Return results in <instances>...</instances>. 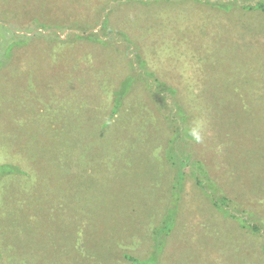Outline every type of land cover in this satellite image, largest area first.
I'll return each mask as SVG.
<instances>
[{
    "label": "rangeland",
    "instance_id": "1",
    "mask_svg": "<svg viewBox=\"0 0 264 264\" xmlns=\"http://www.w3.org/2000/svg\"><path fill=\"white\" fill-rule=\"evenodd\" d=\"M135 47L174 95L150 91ZM128 76L136 81L112 113ZM176 100L199 138L185 151L205 163L236 219L189 179L172 190L163 150ZM5 162L23 171L0 177L5 264H130L125 254L264 264V16L197 0H0ZM175 197V226L157 253L152 232Z\"/></svg>",
    "mask_w": 264,
    "mask_h": 264
},
{
    "label": "trees",
    "instance_id": "2",
    "mask_svg": "<svg viewBox=\"0 0 264 264\" xmlns=\"http://www.w3.org/2000/svg\"><path fill=\"white\" fill-rule=\"evenodd\" d=\"M199 2H204L206 4H209L210 6L224 11L229 12L233 9H242L244 11H259L264 16V0H259L253 4L250 3H240L236 0H197ZM107 22L103 20L101 28H106ZM105 36V32H103ZM76 38H82L94 42H98L99 44L104 45L106 43V40L103 39V35H99L97 33H87V34H73ZM19 42V40H15L13 43L10 44V46L7 47L6 50L12 49L13 44H16ZM134 59L136 58L137 64L139 65V69L145 73V76L152 78L153 73L148 71L144 66V61L141 59L140 54L137 51V47L134 49ZM3 56V55H2ZM133 63H131L132 65ZM142 71L140 73L142 74ZM135 77L129 78V76L120 82L119 87L116 91L113 93V99H112V113L118 110L119 107L122 106L124 96L126 95L127 91L129 90V85H126V81H130L131 84H134L136 80H134ZM149 78V79H150ZM152 83L154 84L151 86L150 84H147V87L152 92L154 91L162 92V93H170L175 94V89L171 86L166 85L165 83L157 80L155 77L152 78ZM176 98V96H174ZM163 99V98H162ZM178 99V98H176ZM160 101H163L160 99ZM165 101V100H164ZM163 105L159 106V109L161 110L164 106L168 105L166 102H162ZM166 104V105H165ZM173 104H175V110L173 108L170 109L169 115H165V119L168 121L169 127H171V130L169 131V138L167 139L166 146L163 150V156L165 161L168 163L170 169H173L175 172L173 181H172V190H174L176 193H178V187L182 184H184L185 179L191 180L196 187H198L203 195L208 199L210 204L221 214L224 216L232 217L233 219H236V215L234 213H231L228 208H230V200L223 192L222 190L217 186V184L214 182L210 174L206 170L205 163L199 159L194 157V151L188 150L191 147V144L189 145V142H194L198 140L199 138L194 135L192 128L190 127L188 123V117L185 114V111L183 109V106H181L178 101H173ZM165 108V107H164ZM179 143V144H178ZM178 145L182 146L181 152L178 150ZM185 147L188 149L185 151ZM20 169V170H19ZM13 172H17L18 174H21V168L18 166H12L8 163H0V177L5 174H10ZM180 184V185H179ZM179 197V196H178ZM173 200L172 207H169L166 212L162 215L159 223L156 225V227L153 229L152 232V239L154 241L155 246V252L159 253L160 250L163 247V244L165 242L166 236L169 234V232L173 229L175 226V218L177 216L178 212V206H177V198ZM232 209H234L232 207ZM238 223L242 228H248L251 231H256V226L254 223L250 221H244V220H237ZM262 250L264 251V243L262 244ZM125 258L130 262V264H148L147 259L141 260L129 255H124ZM0 264H5L4 261H0Z\"/></svg>",
    "mask_w": 264,
    "mask_h": 264
}]
</instances>
